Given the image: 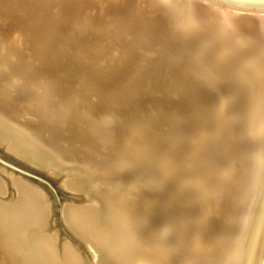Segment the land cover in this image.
I'll return each mask as SVG.
<instances>
[{
	"label": "rangeland",
	"instance_id": "obj_1",
	"mask_svg": "<svg viewBox=\"0 0 264 264\" xmlns=\"http://www.w3.org/2000/svg\"><path fill=\"white\" fill-rule=\"evenodd\" d=\"M16 1H18V2H16ZM64 1L63 0H47V1L46 0H13L12 2L21 3V4L27 2L26 3L27 6L25 5V7H27L26 12H27V10H28V13L30 12V10H31V12L33 11L32 14L29 13L30 15H33L32 16L33 18L30 17L29 15L26 16L25 12H23L22 14L25 13L23 18L25 17L24 19L26 20V22H28V21L30 22L31 20H29V19L31 18V19H33L32 22H34V23L31 22V25L34 24L35 28L41 27L40 29L39 28L34 29L35 30V33L33 32L34 37H36L35 34L36 33L38 34V32H41V30L43 32L46 31V33L44 35L47 36L46 38L48 41L45 40L46 38H44L43 32L38 34L39 36L37 34L36 35L38 38L42 37L44 39L35 38L36 42L34 41L35 47H40V50H41L40 52L43 51V57H44V54H46L48 52V50H49L48 53L51 54V55H49L48 53L46 54L48 58H52L54 56L56 57L59 55V54L54 55L56 52L57 53L58 52L61 53L62 51L64 52V49H66L68 47L69 51H67L68 53L66 52V54H69V52L71 51L70 54L71 55L73 54L74 57L70 56L68 58L63 59V55L59 56L61 58L58 59L59 61L56 60V64H57V65L55 64L56 68L60 69V67H61L62 72H64L66 75H69L70 78H73L72 80L74 81V83L72 82V84H75L76 87H80L78 84L80 82L79 80H81V81L85 80L84 78H86V79L88 78L89 80L87 79V81H89V83H92V84L96 83L97 84V86L95 88H93L96 92L94 95L95 99L97 101L101 102V104H99L100 106H98L95 109L97 111L87 110L85 108V106L75 107L76 109H74L72 111V114L75 117V121L77 120L76 121L77 124H79L80 126L85 125V126H88L89 128H91V131H92V134L94 137L93 140L96 142L97 147H95L94 151L92 149L91 150L89 149L88 151L85 152L87 145H86V141H84V139L83 140H82V138L63 139L62 133L67 128H64V126L62 127L61 126L62 124L58 125L57 123H53V120H51L49 117H44L43 112L41 110L32 109L30 104L35 103L34 102L35 98H34L33 94H31V93H33V91H31V90L29 91V89H27V88H25V90H23V91L22 90L17 91V90L12 89V86H10V85H13L19 79H17L16 76H14V75H12V76L7 75V72H5L6 74L3 73L0 76L1 77L0 81L1 80L3 81V82L1 81L2 83L0 82V89L1 88H3V89H9L10 88V91L12 92L10 97L13 95L12 97L14 98L13 100H15L16 109L12 108L9 111H8V109L7 110H5L3 108H0V109L4 113L9 112L8 114L10 116L8 114H7V116H9V118L11 119V121L13 123L17 124L18 126L20 125L19 128H21L26 134L30 132L29 135L27 134L30 137V139L35 137L34 138L35 141L32 139L35 143H37V144L40 143L41 144L40 146H43L44 149L46 148L47 151H49L52 155H54L59 160V163H57L59 166L52 163V166L46 165V167H41V166L35 164L34 162H32V160H30L29 158L21 157V155H18L17 153L12 151V149L9 148L10 139H7L3 142H0V184H2V186L5 185V187L3 186V188H1L0 204L5 207L7 212H9L14 208L13 205L16 202H18V200H19V198H18L19 193L18 192L19 191L17 190V187L14 185V182L18 183V182L22 181V183H25L26 185L29 184L31 186H34L39 191V193L42 195V197L44 198V200H43L44 203L47 201L45 203V205H46V207L48 205L47 210L49 212V214L47 215L48 221H46L47 219H45V221H46L45 224L46 223L48 224V226H46V228L44 229L45 231L43 230L45 233L42 231L40 226H35V229H37L40 233L45 234L47 237L49 235L51 236V234H54V237H55L54 240L56 241V242L54 241V243H56L58 248L60 247L62 249L65 245L67 246L69 244V246L74 248L80 254L82 259H84L86 262H90L91 260H93V255L91 253V250L88 249L85 242H83L82 239L80 237H78V234L74 230L76 228L73 227L74 228L73 229L69 225L70 223H67L65 221L64 212H65V209L68 207H71V208L76 207V208L86 209L88 204L94 203L96 205L99 204L102 208H99L100 206H98L96 208L99 210H102L105 213V211L103 210L102 203L99 200H98L99 202L97 201L98 203L95 202L96 199H94V198H98V197L100 199L106 198L105 200L107 201V203H109L110 201L113 200L112 202H110L111 204L109 203L111 208L114 206L112 208L113 209L112 212L114 214L116 212L119 213L118 215L115 214L116 215L115 219L118 218L119 221L125 220L124 222L126 223V229L130 227L129 228L130 231L134 228L133 229L134 231H131V233L134 232L133 234H135V235L131 234V236H130V238H133L134 242H135L134 236H136V234L138 233L137 236L135 237V239H137V241L139 240L141 245L138 244V246H137L138 249L136 250V246H134V245H136L139 242L133 243V246L135 248L133 250L137 251V253H135V251L132 250L136 259H134V258L130 259L131 261H128L129 263H126V261H125L124 262L125 264H138L139 262L142 263L143 261H144L143 263H147V264H175L176 261L178 260L176 258H181L182 256H186V255L191 256L192 252H193L192 256H195L194 252H196V251L198 252V254L196 252L195 258L197 257V255L198 256L202 255L204 252L205 255L206 254L208 255L206 257H205V255H202L206 258L205 261H207V262H205V263H207V264L208 263L209 264L217 263L220 259V258H218V252L220 250V245L222 243L225 244L227 239L233 234L232 231L234 229L235 219H234V217H231L232 218L231 219L229 217V214H227L228 210H229L228 207H230L227 202L232 201V199L229 200L228 197L233 193V191L231 190V193H229L230 189H228V191L224 190L225 192H223V194L221 193L222 196L219 195V197L222 201H220V202L216 201L217 204L216 203L211 204L212 202H210V201H213L215 197H218V195H214V197H212L213 200H210V201L208 200L210 203H208V202L206 203V201H204L201 197H200L201 198L200 199V198H198L199 196L197 197V195H195L193 188L190 187L189 185H187V182H185V180L183 178V172L182 171L177 172L178 171L177 168H179L180 166L190 167L192 165V167H191L192 170L190 172L193 173L192 175H194V177H195V176H198L201 172H204L205 170L207 172L209 170V168L211 166H213V164H215V166H216V163H218V161H219L217 158L221 159V157L223 156V155L221 156L222 153H219L220 152L219 150L222 149V147H223L221 145V142H223L224 139H227L226 133H221V131H219V130L221 128L223 129V127H224V130L227 127L232 129L233 124H235L237 121L240 124L242 122H244L241 125L244 127V129L241 128V126H240L239 129L237 130L238 133L236 132V135L237 136L240 135L241 139L240 138L237 139V136L234 133L232 135H229V136H231V138H229V136H228L229 140H231L234 136L236 137V140H231V142H229V140L227 141V142H229V146H230V144H232V146H230L231 147L230 149L228 148L230 150L229 152L226 150V154L224 156L229 155L230 153H232V151H233V153L236 152L238 150L237 145L239 147L241 145L242 146L241 148H244V145L246 143L244 144L243 143L244 140H242V139H244L246 134H248L250 132L248 122H249V120L250 121L255 120L257 118L258 112L256 110L254 113L251 112L252 111L251 104L249 103L247 106V104H246L247 102H245V100H244L245 95L243 94L241 86L239 87L238 85L233 83L231 77L233 75L236 76V74L237 75L244 74L243 63H244V58H245L246 54L244 55V53L240 52L239 47L241 48V45L243 43H244V45H245V43L247 46L249 45L248 47H253V45H254L253 42L254 43L256 42V40L253 38H255L256 35H258L257 32H255V31H257L255 23H254L255 26L254 25L252 26V30H251V26L250 27H244L243 26V28H244V30H243L242 26L240 27V25H243L242 24L243 22H241V21L242 20L245 21V20H252V19L256 20L257 19L258 23H260L262 20L260 18V16L262 17V14L264 15V12L263 11H255V10L248 11V10L234 8V7L232 8V7H230L224 3H218V2H215L212 0H197V1L196 0H192V1L188 0L187 3L185 2V4H183V1H186V0H179V3L180 2L182 3V4L180 3L181 4L180 7H179V3L178 4L176 3V2H178V0H176V2H174L173 0H170L169 1L170 5H168L169 4L168 2H166V1L162 2L161 0H132V1L121 0L122 2L120 0H111V1L110 0H107V1L106 0H100V1L92 0V2H91V0H80V1L79 0H70V1L66 0L65 2ZM108 1H110V2H108ZM125 1H126V3H125ZM127 1H129L131 5L133 4L132 5L133 7ZM133 1H135V2H133ZM172 1L175 4L171 3ZM116 2H118V3H116ZM191 2H192V4H191ZM1 4H3V2ZM29 4H31L32 6L28 7ZM45 4L46 5L50 4V5L49 6L47 5V7H46ZM112 4H114L115 6L113 5L114 6L113 7ZM118 4H120V6ZM122 4H123V6H122ZM124 4H127V5L125 6ZM128 4L130 6H128ZM187 4H189L190 6L189 5L187 6ZM43 5H44V7H46V8H42V10H44V11H42L40 8L41 6L43 7ZM117 5H118V7H117ZM37 6L38 7L40 6V7L38 8ZM107 6H109V7L107 8ZM170 6H171V9H170ZM80 7H82V8H80ZM111 7L115 8L116 11L120 10V12H122V10L125 9L123 12L128 11V14H130V13L131 14L126 15V13L124 14L122 12L124 14L123 15L122 13H119V12L116 13V11H114L115 9H113ZM120 7H121V9H122V7H124V8L121 10ZM126 7H127V9H126ZM129 7H130V9H129ZM188 7L192 9L191 12L188 11V10H190V9H188ZM214 7H216V8H214ZM29 8H32V9H29ZM172 8H174V9H172ZM220 8L222 10H220ZM34 9H36V10H34ZM37 9L38 10L40 9V11L37 12ZM224 9H225V11H223ZM47 10H48L50 15L48 14ZM129 10H130V13H129ZM175 10L176 11L178 10V11L175 12ZM226 10L228 12V17H227V14H225V13H227ZM229 10L232 14L229 12ZM23 11H25V9ZM179 11L181 14L179 13ZM218 11H220V13L221 12L224 13L225 16H224L223 20L225 19V21L228 23L226 26H227V28L230 27V30L226 28L224 21H223V23H224L223 27H225L227 30L222 29L223 27L220 28V26H222V23L220 21L222 20L221 18L223 16V14L218 13ZM81 12H83V13L81 14ZM84 12H86V13L84 14ZM189 12H190V16L188 15ZM234 12H236V13H234ZM33 13L35 14V16ZM38 13L40 14V17H41V18L39 17L40 19L38 18V16H39ZM51 13H53V14H51ZM60 13H61V16H60ZM77 13H79V14H77ZM142 13H143V15H142ZM175 13L176 14L179 13L180 15L178 16V14L176 15ZM229 13H230V15H229ZM41 14H43V16L45 18L43 16H41ZM98 14L100 15V17ZM113 14H114V17L116 18V19H114L115 23L119 24V25L116 24L118 26V28H117L118 30L115 29V32L119 33V35L122 36V37L119 36L118 39H120L119 41L122 42L123 44H119V45L116 44L114 39H113V42H115L116 46H119V51H121L122 55H124L123 52L126 53V51L129 52L130 55H129V53H128V55L126 53V55H124L125 57L122 56V59H120L121 61H119L117 63H116V61H114L116 59L111 58L110 59L111 61H107V59H106V61H104V63L102 62L101 64L97 65V63L95 64V62H96L95 59H93L94 55L91 52V48H89V44L91 43L90 41L93 40V36L96 38H97V36H100V37L102 36L103 38H104L103 35L106 36V32L101 31V30H100L101 32L98 31L99 29H101V26H99L98 24H100V22H101V23L107 25L105 18L107 16L111 17ZM82 15L83 16L86 15L87 17L83 18ZM93 15H95V16H93ZM256 15H258L259 17ZM92 16H93V19H92ZM188 16H189V19H191V21L192 20L194 21L197 19L196 22L194 21L195 25L197 24V26H195L193 22H191L187 19ZM193 16H195V17H193ZM229 16H231V17H229ZM35 17H37V18H35ZM127 17H128V19H127ZM140 17H141V19H140ZM145 17H146V20L144 19ZM147 17H149L150 19ZM216 17H218V18H216ZM244 17H246V18H244ZM42 18H43V22L41 21ZM80 18L81 19L83 18L82 19L83 22H80ZM182 18L184 19V21L187 20L185 22V24L183 23L184 21ZM226 18L227 19L229 18L231 21L227 20ZM37 19H38V21L36 22ZM64 19L66 22L68 21V19H69V21L66 23L64 21ZM148 19L150 21L147 22ZM152 19H154V20H152ZM198 19H199V21H198ZM60 20H61V22H60ZM75 20L76 21L78 20V21L75 23L74 22ZM84 20H86V22ZM88 20H89V22L91 20V24L92 23L94 24L92 26H95L97 24L96 27H93V29H97V30L91 29L89 31V33L85 32V31H88L90 29L89 28L88 30L84 31L85 33L82 34L83 37H81L80 36L81 34H79L78 33L79 31H77V30H78V28H81V26L91 25L87 22ZM100 20H102V21H100ZM126 20H128V21H126ZM46 21H48V22H46ZM124 21L127 22L128 24L125 23ZM232 21H233V23H232ZM123 22L125 23V25ZM169 22H171V23L169 24ZM198 22H200V23H198ZM211 22H212V24H210ZM11 23H15V22L11 21ZM35 23L37 24V26ZM50 23H53L54 26L57 24L56 26L58 28L56 26L54 27L53 24H50ZM126 24H127V26H126ZM144 24H147V26ZM159 24H161V25H159ZM162 24H164V25H162ZM182 24H184V25H182ZM58 25H60V27H61V25H63V27H61V29H59L60 27ZM100 25H102V24H100ZM128 25H130V26H128ZM139 25H140V28L142 26L141 29L139 28ZM49 26H51V27L53 26L52 29ZM97 26L100 28H98ZM188 26H190V27L193 26L195 28L193 29V27H192L191 31H190V29H189L190 27H188ZM137 27L139 29H137ZM183 27H185V28L188 27V28H186V30H183V29H185ZM216 27L220 28V29H217ZM134 28H135V30H134ZM175 28H177V29H175ZM240 28H241V30H240ZM253 28H254V30H253ZM144 29H145V31H144ZM221 29L224 31L226 30V32L230 31V33L233 30V32L231 34H229V33L227 34V33H224V31L222 32ZM235 29H237L236 30L237 32L235 31L236 34L234 33ZM37 30H39V31H37ZM52 30H55L54 34H52L53 33ZM72 30H74V31H72ZM129 30H134V31H130L132 33H129ZM138 30H139L140 34L142 32L143 33L145 32L144 34L145 35L147 34L150 37L145 36L143 33L141 35L142 37H138V35H139V33H137ZM156 30L157 31L159 30V32H157ZM219 30H221L220 32H222V34L219 33ZM57 31L58 32L61 31V32L58 33ZM75 31H77V32L72 34ZM183 31H185V32L183 33ZM187 31H188V33H187ZM126 32L128 34H130V35L132 34V35L131 36L127 35ZM133 32L134 33L136 32V33L134 34ZM248 32H249V34H248ZM241 33H242V35H241ZM46 34H50V35H46ZM179 34H181V35H179ZM193 34H194V36H192ZM225 34H227V35H225ZM233 34H235V35L238 34L239 36H243L244 40L241 38L239 39L240 41L243 40L242 43L237 42L241 45L235 43V45L236 46L238 45L239 47H236L233 44L234 48H232L233 45L231 43H232L233 39L235 37H239L238 35L234 36ZM51 35L54 36V39H53V36H51ZM57 35L58 36L60 35V36L58 37ZM72 35L74 37L80 36L79 37L80 39L76 38L77 40L79 39V41L76 42V45H77V43L80 42L79 46L80 47L84 46L83 48L81 47L82 50H84V53H85V51H86V53L88 52V55L86 53H85V55L82 53L83 55H81V56H83L84 58L81 56H79V58H78L75 54L76 50L79 46L75 47L76 46L75 45L74 47L76 48V50L73 51L74 48L72 49L71 44L68 43L69 38H74ZM152 35H154V36H152ZM183 35L187 36L188 38L183 37ZM200 35H203V37ZM232 35L234 36V38ZM248 35H249V37H248ZM68 36H71V37H68ZM144 36H145V38H143ZM217 36H219V37H217ZM224 36H225V38H224ZM231 36H232V39L230 40ZM49 37H51V39H48ZM57 37H58L59 41L57 40ZM171 37H173V38H171ZM201 37H202V39H201ZM210 37H211V39H210ZM226 37H228V38H226ZM245 37L247 38L248 41H246ZM180 38H182V39H180ZM197 38H199V39L197 40ZM220 38L223 39L222 42H221ZM41 39H42V41H41ZM55 39L57 41H55ZM81 39H86V40L88 39L86 42L88 43V41H89L90 43H88L87 45H86V43H84L86 45L85 46L83 43H81V42H84V41H80ZM157 39H159V41ZM37 40L41 41V42H39L40 46H37L38 45ZM50 40L53 42L55 41L57 43V45L54 43L56 46H52L54 44H51L53 42H51ZM43 41H44V43H43ZM201 41H202V43H201ZM227 41H228V43H227ZM46 42H49V44H51L50 47H53V48L46 49L47 44H48ZM203 42H204V44H203ZM95 43L98 45L97 42H95ZM58 44H61V45H58ZM96 44L91 43V45H96ZM173 44H175V45H173ZM187 44L189 45V47ZM41 45L45 46V47H41ZM66 45H67V47H66ZM123 45H124V49H122ZM57 46H61V49H59L60 47H57ZM98 46L100 47V43ZM178 46H180V47H178ZM227 46H228L229 51L227 49ZM62 47H63V49H62ZM80 47L78 48L79 52L82 51L80 49ZM85 47H88V48L85 49ZM185 47H186V49H184ZM57 49H58V51H57ZM87 49H89L90 52L87 51ZM122 50H124V51L122 52ZM45 51H47V52L44 53ZM52 51L54 54L52 53ZM199 51H200V53H199ZM237 51L239 53H237ZM149 52L151 55L149 54ZM241 53L243 54L244 57H242ZM86 55H87V57L85 58ZM231 55H233V56H231ZM64 56H66V55H64ZM90 56L92 57L93 60L91 59ZM238 56H239V58H238ZM43 57H42V59H43ZM178 57L181 61L178 59ZM197 57H199V58H197ZM87 58H89V59H87ZM182 59H184V60H182ZM183 61H184V63H183ZM179 62H182L180 64V66H179ZM93 63L96 66L92 65ZM109 63H111V64H109ZM235 63L238 64L237 67L235 66L236 65ZM18 66L21 68V70L23 72L25 70L26 79H30L32 81L34 80V82L38 81V82H42V83H44L45 81L48 82L50 79V78L43 79L42 75H45V77L46 76H48V77L52 76L53 71L56 69L53 66L52 67L55 69H52V68H50L51 67L50 66V67H44L45 68V69L43 68L44 71H42V69H41V71L40 70H31L30 71V69H28V68L26 69L25 66L23 67V65H21V64H19ZM228 67H229L230 72L228 71ZM175 68H177V69L175 70ZM48 69H50V70H48ZM233 69H234V71H233ZM28 71H30V72H28ZM55 71H58V70L56 69ZM89 71L90 72L93 71V72L90 73ZM44 72H46V74H44ZM49 72L51 73V75ZM230 73H231V75H230ZM82 74H83V76H82ZM95 74H96L97 79L94 78ZM97 74H98V77H97ZM36 75H37V77H36ZM93 75H94V77L92 78ZM180 76H182V77H180ZM62 77L64 78V76H62ZM62 77L58 76L60 82L57 81V83H60V85L65 84V83H62V81H63ZM78 77H81V79H79ZM37 78H38V80H37ZM90 80H92V82H90ZM180 81H181V83H180ZM184 85H185V87H184ZM120 88L123 90H121ZM69 89H70V86L67 83L64 90L66 92H68ZM182 90H184V92H182ZM114 92H115V94H114ZM86 93H87L86 91H85V93L80 92L79 97H82V95L85 96ZM29 94H30V96H29ZM103 95L105 97H103ZM106 96H108V99ZM17 97H19V98H17ZM24 97H25V99H24ZM101 97H103V98H101ZM110 97H112L113 99H111ZM21 98H22V100H21ZM115 98H117V99H115ZM103 99H105L106 101ZM126 99H128L129 106H127V101H125ZM0 100L2 101L1 96H0ZM1 101H0V103H2ZM112 104H113V107L111 106ZM130 104H132L134 106L133 107L134 109L132 108V105L130 106ZM118 105H119V107L116 109V106H118ZM123 105H125V106H123ZM106 107H107V109H106ZM120 107H121V109H120ZM124 107H125V109H123ZM219 107H220V110H219ZM26 108H27V110H26ZM112 108H113L114 112H113V110H110V111L108 110V109H112ZM98 109L100 112L98 111ZM101 109H103V110H101ZM125 110L127 113L125 112ZM215 110L216 111L218 110L217 111L218 113L215 112ZM29 111H31V112L33 111L32 115H31V112H29ZM77 111H78V113H77ZM236 111H237V113H236ZM18 112L23 113V114L25 112L26 113L23 116L22 114H19ZM106 112H107V114H106ZM115 112H117V114ZM214 112L217 116L214 115ZM94 113H97V115ZM38 114L40 116H38ZM229 114H230V116H229ZM234 114L237 115L236 116L237 118L235 117ZM122 115H123V118H122ZM255 115H256V117H255ZM47 120H49V122H47ZM202 121H204L206 123H204ZM102 122H105V123H107V125H109L108 126L109 130L112 133L111 139H107V138L102 139L100 137L101 135L97 131L96 126H97V124L99 125ZM39 123H42V126ZM210 123L212 126L210 125ZM230 123L231 124L233 123V124L231 125ZM43 124H46L48 126L45 127V125H44V127H43ZM53 125L54 126L56 125L55 128ZM213 125H214V127H213ZM42 127H43V129H42ZM95 127H96V129H95ZM212 127H213V129H212ZM148 128H150V129H148ZM24 129H26V130H24ZM167 129H168V131H167ZM194 129L195 130L197 129L196 130L197 132ZM242 129L245 131L244 133H243ZM246 129H248V131H246ZM47 130L50 133H48ZM212 131L214 132V134H212L213 133ZM218 131H219V133H218ZM52 132H54V133H52ZM178 132H179V134H178ZM184 132H187V133H184ZM188 132H190V133H188ZM215 133H217V135H215ZM220 133L222 134L223 140L219 139V137H221V136H219ZM242 133L245 136H243ZM53 134H55V135H53ZM201 134L203 136H201ZM205 134H206V136H205ZM223 134L226 135V137ZM183 135H185V136H183ZM204 136H205V139L202 140L203 139L202 137H204ZM210 136H212L211 140L214 142V144L212 141H210V138H209ZM38 137H39V139H37ZM167 137H169V138H167ZM173 137L176 140L177 139L178 140L177 141L174 140ZM179 137H181V138H179ZM198 137H199V139H198ZM215 137H216V141L213 140V138L215 139ZM217 138L219 140H221V142ZM163 139H164V141H163ZM67 140H69V141H67ZM106 140H108V141H106ZM171 140H172V142H171ZM198 140H202V142L200 143V141H198ZM237 140H238V142L241 143L240 145L237 142ZM38 141H41V142H38ZM94 141H92V142H94ZM169 141H170V143H169ZM232 141L233 142L236 141L237 143L236 142L233 143ZM165 142H167V144ZM235 143L237 144L236 146H235ZM242 143L244 145H242ZM174 144H175V146H173ZM203 144H207V145H203ZM199 145L202 146L201 150L203 148H204V150H202V151L199 150V152H197V154H196L194 151L198 150ZM217 145H221V146H217ZM92 147H94V146H92ZM188 147H189V149H188ZM232 147H234V149L236 151ZM106 148H107V150H106ZM217 148H220V149H217ZM199 149H200V147H199ZM108 150L110 151V153L108 152ZM180 150L185 151V153H183L181 151L183 153V155L180 154L179 153ZM213 150L214 151L218 150V153L217 152L214 153ZM53 151L55 152V154L53 153ZM90 151H93L94 154ZM153 151H155L156 154ZM160 151H161V153H160ZM188 151H189V153H188ZM203 151H205V152H203ZM206 151H207V153H206ZM211 151H212V153H211ZM239 151H240L239 152V154H240L242 151L241 150H239ZM89 152L92 154L88 155ZM117 152H119V153H117ZM170 152L172 155L170 154ZM190 152H192L193 155ZM150 153H152V155ZM173 153H174V155H173ZM175 153H177V154H175ZM187 153L189 154V156ZM213 153H214V155H213ZM227 153H229V154H227ZM233 153L230 154V157L234 156L233 158H231V162L234 161V159L236 160V158H238L237 159L238 162L234 161L236 164L239 163L240 160H244L241 157L243 155L244 151L241 153L242 155H239L237 153H236L237 155H233ZM158 154L159 155L161 154V158H164L162 160V163L159 161L157 162L154 159V156H156ZM166 154H169V155L165 156ZM185 154H187V155L184 156ZM195 154L196 155L201 154V156L200 155L196 156ZM219 154L221 157L219 156ZM163 155L165 157H162ZM170 155H171V157H169ZM190 155L193 156L194 159H192ZM204 155H206V157H204ZM209 155H210V157H209ZM97 156L99 157V159L95 158ZM212 156L213 157L215 156L214 157V158H216L215 161H214V158H212ZM224 156L222 158H224ZM235 156H236V158H235ZM239 156L241 159L239 158ZM244 156L245 155H243V158H244ZM187 157H189V159ZM197 157L202 158V159L200 160ZM178 158H180V159H178ZM185 158H187V159H185ZM210 158H212V159H210ZM227 158H229V156ZM150 159H151V161H150ZM195 159H197L198 162L197 161L193 162ZM168 160H170V161H168ZM184 160H186L185 161L186 163H184ZM191 160H193V161L191 162ZM210 160H211V162H209ZM212 160L214 162H212ZM226 160H228V159H226ZM187 161H189L190 164H187L188 163ZM195 163H196V165H195ZM126 164H127V166H126ZM132 164H133V167H131ZM135 164H136L137 168L134 167ZM174 164H175V166H174L175 170L172 169V166ZM201 164H202V167H203V165L205 166V169L201 168L202 171L199 169ZM140 165H142V168ZM193 168L195 169V171ZM81 170L83 171V174H82ZM183 171H184V169H183ZM89 172H91V173H89ZM84 173L85 174L87 173L86 175L91 174L92 178H91L90 182L92 185H90V183H89V184H86L88 186L81 187V188L80 187H74L73 185H71L72 180L73 181H75V180L79 181V180H82L85 177H87L86 175H84ZM112 173L118 174V175L114 176ZM119 173H121L120 176H119ZM94 174H96V175L94 176ZM102 174L103 175L105 174L106 175L105 177H107L108 175L109 176L112 175V176L110 178L107 177L109 180L106 179L107 180L106 181L105 179L102 180V178L104 177V176H102ZM98 175H100L102 177V178L99 177V180L101 182L99 184H98L99 180L97 181L98 177H96ZM69 176L70 177L75 176V177L72 179V177L69 178ZM77 177H79L80 179L79 178L77 179ZM94 177L96 178L95 180L93 179ZM150 177H153V178L151 179ZM118 178H119V180H118ZM66 179H67V181H66ZM69 180H71V181L69 182ZM94 181L95 182L97 181L96 183L98 185H100L101 187H99L97 184H95ZM111 182H113V183H111ZM132 182L134 184H135V182L136 183L138 182L140 184L137 183V185L135 184L136 185L135 186ZM93 185H95L96 188H95V186L92 187ZM109 185H110V187H109ZM113 185L115 186V188ZM106 186L108 188H106ZM179 186H180V188H179ZM103 187H104V189H103ZM183 188H184V191H183ZM3 189H4V191H3ZM106 190H107V192H105ZM187 190L189 191V193H186ZM110 191H113V192H110ZM226 191H227V193H226ZM111 193H112V195L114 193H116V194H114L115 196L114 195L111 196ZM120 193L123 194L124 196L120 195ZM225 193L228 197L225 195ZM223 195L226 196L227 198H224ZM88 196H90L89 199H88ZM121 196L123 197V198H121V200L122 199L124 200V198H125V201L122 200L123 202H121V200H119V198ZM107 198H112V199H110V201H109V199L107 200ZM114 198H117V203H121V204L117 205V203H114V201H116V199L114 200ZM227 199H228V201H227ZM12 200H14V201H12ZM171 200H172V202H171ZM225 201H227V202H225ZM128 203H130L131 205ZM226 203H227V205H225ZM69 204H71V205H69ZM214 204L217 206L219 205L218 206L219 208L217 206H215ZM116 205H117L118 211L115 210ZM89 206L90 205H88V207ZM222 207H227L225 209L226 210L228 209V210L225 211L224 208H222ZM120 210H123L125 212H121ZM122 213H123V215H122ZM125 214L127 217L124 216ZM224 214H226L228 216L225 215V217H223ZM118 216L121 217V219ZM220 217H221V219H219ZM228 217L231 220L227 219ZM222 218H223V221H222ZM198 221H200V222H198ZM229 223H230V225H229ZM127 224L129 225V227ZM173 225H174V228H173ZM226 225L227 226L229 225L228 228ZM164 227H166V229L167 228L168 229L166 230V229H164ZM123 228H124L123 231L125 232L126 231L125 227H123ZM142 228L145 230H142ZM40 229H41V231H40ZM149 229H150V231H149ZM146 230H148V231H146ZM153 230H155V231L153 232ZM145 231H146L147 235H146ZM159 231H161V232H159ZM156 232H157V234H156ZM152 233H155L156 236H155V234H152ZM132 235H133V237H132ZM138 237H140V238L138 239ZM199 239H201V240L204 239V241L203 240L202 241L205 245L202 242H200L201 240H199ZM209 239H211L210 240L211 242H209ZM216 240H217V242H216ZM159 242L160 243L162 242L165 244V245H163V248H159L157 246L159 244ZM199 242L201 243V245L199 244ZM142 243H144V244H142ZM192 243L193 244L196 243V244L194 246H192L193 245ZM206 243L207 244L210 243L209 244L210 246L209 245L206 246ZM181 244H182V246H180ZM211 244H213V248L216 246L214 248L215 249L214 251L211 247L212 246ZM139 245H140V248H139ZM142 245L144 247H141ZM208 246L210 247V251L208 250L209 249ZM207 247H208V249H207ZM193 248H195V249L193 250ZM196 248L199 250H196ZM216 248H217V250H216ZM150 249H151V251H150ZM138 250H139V252H141L140 254H139ZM199 251H200V254H199ZM206 251L207 252L209 251V253H205ZM212 252H213L214 256H213ZM144 253H146L145 256H147V254L149 256V253H150V256L152 255V258L150 256H149L150 258L148 256L147 257L144 256V258H145L144 259L143 258ZM97 256H96V262L94 264H98L97 261H100L99 260L100 256L98 259H97ZM166 256H167V258H166ZM202 256L197 257V259L204 258ZM173 257L176 259V260L174 259L175 261L173 260ZM0 258L4 262L2 264H25V263L30 264V262H27V261L24 262V259H22L21 256L11 246H8V244L4 242L3 232L1 229H0ZM139 258L140 259L142 258V259L140 260ZM157 258L160 260H157ZM168 258H170V260ZM214 261H215V263H214Z\"/></svg>",
	"mask_w": 264,
	"mask_h": 264
},
{
	"label": "bare ground",
	"instance_id": "obj_2",
	"mask_svg": "<svg viewBox=\"0 0 264 264\" xmlns=\"http://www.w3.org/2000/svg\"><path fill=\"white\" fill-rule=\"evenodd\" d=\"M13 0H0V76L3 74V73H5V72H7V75H10V76H12V75H14V76H16V78L17 79H19V80H17L13 85H10V86H12V89H14V90H17V91H19V90H25V88H27V89H29V91L31 90V91H33V93H31V94H33V96H34V98H35V103H31L30 105H31V108L32 109H35V110H41L42 112H43V115H44V117H49L51 120H53V123H57L58 125H60V124H62L61 126L63 127L64 126V128H67V129H65L64 130V132L62 133V137H63V139H68V138H71V139H77V138H82V140L84 139V141H86V145H87V147H86V150H85V152L86 151H88L89 149L91 150H93L94 151V149H95V147H97L96 145V142L93 140V134H92V131H91V128H89L88 126H85V125H83V126H80L79 124H77L76 123V121H75V117L73 116V114H72V111L74 110V109H76L75 107H80V106H85V108L87 109V110H95L98 106H100L99 104H101V102L100 101H97L96 99H95V97H94V95H95V90L93 89V88H95L96 86H97V84L95 83V84H92V83H89V81H87V79L86 78H84L85 80H79V79H81V77L83 76V74H82V76L81 77H78L79 79V86L80 87H76V85L75 84H72V82L74 83V81L72 80L73 78H70V76L69 75H66L64 72H62L61 71V67H60V69H58V68H56V60H58V59H60L61 57H59V56H61V55H63V59L64 58H68V57H70V56H73V54L71 55L70 54V52H69V54H66V52L67 51H69V49H68V47H67V45H66V49H64V52L62 51L61 53H57L55 50V54L53 53V51H52V53L54 54V55H56V54H59L58 56H54V57H52V58H48L47 57V53L49 52V50H48V52L47 51H45L44 53H46V54H44V57H43V51L42 52H40L41 50H40V47H35V45H34V41H35V38H37V39H40V38H42V37H40V38H38L37 37V35L38 34H40L41 32H43L42 30H41V32H38V34L36 35L35 34V36L36 37H34V33H35V30L34 29H37V28H39V27H37V28H35V26H34V24H32L31 25V22L33 21V19H31L30 17H32L33 15H30L29 13H31L32 14V12H31V10H30V12L28 13V10H27V12H26V8L27 7H25V5H26V3H23V4H21V3H16V2H18V1H16V2H12ZM47 1V0H46ZM64 1V0H63ZM66 1V0H65ZM64 1V2H65ZM68 1H70V0H68ZM80 1V0H79ZM97 1V0H96ZM95 1V2H96ZM98 1H100V0H98ZM107 1V0H106ZM111 1V0H110ZM110 1H108V2H110ZM121 1V0H120ZM130 1H132V0H130ZM162 2L163 1H166V2H168L169 3V1L170 0H161ZM174 2H176V0H173ZM173 1L171 2V3H173ZM187 1L188 0H186V1H183V4H185V2L187 3ZM192 1V0H191ZM197 1V0H196ZM3 2V4H1ZM33 2V1H32ZM52 2V1H51ZM59 2V1H58ZM91 2H92V0H91ZM115 2V1H114ZM122 2V1H121ZM124 2V1H123ZM129 4H130V2L129 1H127ZM133 2H135V1H133ZM138 2V1H137ZM165 2V3H166ZM43 3V2H42ZM46 3V2H45ZM99 3V2H98ZM104 3V2H103ZM116 3H118V2H116ZM120 3V2H119ZM125 3H126V1H125ZM132 3V2H131ZM144 3V2H143ZM177 4L179 3V0H178V2H176ZM181 3V2H180ZM179 3V7H180V5L182 4H180ZM55 4V3H54ZM63 4V3H62ZM101 4V3H100ZM108 4V3H107ZM115 4V3H114ZM114 4H112V6L114 5ZM121 4V3H120ZM120 4H118L119 6H120ZM128 4V6H130ZM135 4V3H134ZM138 4V3H137ZM136 4V5H137ZM173 4H175V3H173ZM172 4V5H173ZM176 4V5H177ZM191 4H192V2H191ZM46 5V4H45ZM48 5V4H47ZM47 5H46V7H47ZM50 5V4H49ZM48 5V6H49ZM98 5V4H97ZM106 5V4H105ZM110 5V4H109ZM118 5H117V7H118ZM125 6L127 5V4H124ZM133 5V4H132ZM131 5V6H132ZM168 5H170V3L168 4ZM189 4H187V6H188ZM27 6V5H26ZM30 6H32L31 4H29V6L28 7H30ZM61 6V5H60ZM111 6V5H110ZM115 6V5H114ZM113 6V7H114ZM122 6H123V4H122ZM175 6V5H174ZM178 6V5H177ZM176 6V7H177ZM190 6V5H189ZM38 7V6H37ZM40 7V6H39ZM38 7V8H39ZM46 7H44V5H43V7L41 6L40 8H41V10H42V8H46ZM106 7V6H105ZM109 6H107V8H108ZM113 7H111V8H113ZM116 7V8H117ZM133 7V6H132ZM135 7V6H134ZM192 7V6H191ZM25 9V11H23L24 9ZM50 8V7H49ZM48 8V9H49ZM60 8V7H59ZM80 8H82V7H80ZM89 8V7H88ZM124 7H122V9H123ZM146 8V7H145ZM175 8V7H174ZM174 8H172V9H174ZM214 8H216V7H214ZM223 8V7H222ZM29 9H32V8H29ZM79 9V8H78ZM87 9V8H86ZM85 9V10H86ZM113 9H115V8H113ZM112 9V10H113ZM120 9H121V7H120ZM121 9V10H122ZM126 9H127V7H126ZM129 9H130V7H129ZM132 9V8H131ZM169 9V8H168ZM170 9H171V6H170ZM176 9V8H175ZM188 9H190V10H188V11H190L191 12V8H189L188 7ZM194 9V8H193ZM34 10H36V9H34ZM63 10V9H62ZM125 10V9H124ZM124 10H122V12L124 11ZM142 10V9H141ZM144 10V9H143ZM146 10V9H145ZM179 10V9H178ZM177 10V11H178ZM217 10V9H216ZM219 10V9H218ZM220 10H222L221 8H220ZM38 11H40V9L38 10L37 9V12ZM42 11H44V10H42ZM51 11V10H50ZM83 11V10H82ZM98 11V10H97ZM107 11V10H106ZM114 11H116V9L114 10ZM176 10H175V12H177ZM223 11H225V9L223 10ZM23 12H25L26 13V16H30L29 18V20H31L30 22L28 21V22H26V20L23 18V16L25 15V13L24 14H22ZM35 12V11H34ZM46 12V11H45ZM47 12H48V10H47ZM46 12V13H47ZM78 12V11H77ZM113 12V11H112ZM117 12H119V13H122V12H120V10L119 11H116V13ZM144 12V11H143ZM149 12V11H148ZM151 12V11H150ZM174 12V11H173ZM190 12H189V16H190ZM226 12H227V10H226ZM229 12H230V10H229ZM28 13V14H27ZM40 13V12H39ZM38 13V18L40 17V14ZM56 13V12H55ZM83 12H81V14H82ZM86 12H84V14H85ZM95 13V12H94ZM114 13V12H113ZM124 14L126 13V15L128 14V11L127 12H123ZM122 13V14H123ZM129 13H130V10H129ZM179 13H180V11H179ZM179 13H177L178 14V16L181 14H179ZM193 13V12H192ZM191 13V14H192ZM218 13H220V11H218ZM231 13V12H230ZM230 13H229V15H230ZM234 13H236V12H234ZM34 14V13H33ZM48 14H49V12H48ZM51 14H53V13H51ZM77 14H79V13H77ZM102 14V13H101ZM107 14V13H106ZM112 14V13H111ZM115 14V13H114ZM114 14L111 16V17H109V16H107L105 19V21H106V23H107V25L106 24H103V23H101L100 22V24H102V25H100V24H98L99 26H101V29H99L98 31H104V32H106V36L105 35H103L104 36V38L101 36H97V38L96 37H94L93 35V40H91L90 42L92 43V44H96L95 42H97L98 43V45H99V43H100V47L96 44V45H91V43L88 41V43H90L89 44V48H91V52L93 53V59H95V64L97 63V65L98 64H101L102 62L104 63V61H106V59H107V61H111L110 59L111 58H114V59H116V60H114V61H116V63L117 62H119V61H121L120 59H122V56H124V55H126V53H127V55H128V53L129 52H127L126 51V53H124L123 51L124 50H122V52H123V54L124 55H122V53H121V51H119V46H116V44H123L122 42H120L119 40L120 39H118V37L120 36L119 35V33H116L115 32V29L116 30H118L117 28H118V26L117 25H119L118 23H115V21H114V19H116L115 17H114ZM123 14V15H124ZM131 14V13H130ZM130 14H128V15H130ZM133 14V13H132ZM138 14V13H137ZM176 14V13H175ZM176 14V15H177ZM220 14H223V16H222V20L220 21L221 23H222V26H220V28H222L223 26H224V23H225V26L228 24L226 21H225V19L223 20V18H224V13L223 12H221ZM225 14H227V17H228V12L227 13H225ZM232 14V13H231ZM50 15V14H49ZM99 15V14H98ZM121 15V14H120ZM142 15H143V13H142ZM194 15V14H193ZM197 15V14H196ZM34 16H35V14H34ZM41 16H43V14H41ZM57 16V15H56ZM60 16H61V13H60ZM76 16V15H75ZM83 16V15H82ZM89 16V15H88ZM93 16H95V15H93ZM93 16H92V19H93ZM116 16V15H115ZM122 16V15H121ZM149 16V15H148ZM189 16H188V20L189 21H191V19H189ZM217 16V15H216ZM242 16V15H241ZM256 16H258V15H256ZM44 17V16H43ZM79 17V16H78ZM84 17H87L86 15L85 16H83V18ZM98 17V16H97ZM99 17H100V15H99ZM123 17V16H122ZM137 17V16H136ZM139 17V16H138ZM193 17H195V16H193ZM229 17H231V16H229ZM240 17V16H239ZM253 17V16H252ZM259 17V16H258ZM28 18V17H27ZM33 18V17H32ZM35 18H37V17H35ZM34 18V19H35ZM41 18V17H40ZM39 18V19H40ZM45 18V17H44ZM60 18V17H59ZM67 18V17H66ZM82 18V19H83ZM90 18V17H89ZM103 18V17H102ZM125 18V17H124ZM123 18V19H124ZM147 18H149V17H147ZM191 18V17H190ZM216 18H218V17H216ZM244 18H246V17H244ZM260 18L262 19L261 20V22L260 23H258V21H257V19L255 20V19H252V20H245V21H241V22H243L242 24L243 25H240V27L242 26V29L244 30V28H243V26L244 27H250L251 26V30H252V26L254 25V23H255V25H256V30L257 31H255V32H257V34L258 35H256V37L255 38H253V39H255L256 40V42L254 43L253 42V47H248L247 45H246V43H245V45H244V43L241 45V44H239V43H237V42H241L242 43V41L244 40L243 39V36H239L238 34V36L239 37H235L234 38V36H237V35H235L236 33H235V31L237 30V29H235L234 30V33L235 34H233L232 36H233V41H232V45L234 44L235 45V43L236 44H239V45H241V48L237 45H235L236 47H239V51L240 52H242V53H244V55L246 54V56H245V58H244V63H243V66H244V74H240V75H237L236 74V76L235 75H233L232 77H231V79H232V81H233V83H235L236 85H238L239 87L241 86V88H242V91H243V94L245 95V98H244V100H245V102H247L246 104H247V106H248V104L250 103L251 104V107H252V113H254L255 112V110L258 112V115H257V118L255 119V120H249V129H250V132L248 133V134H246V136L243 134L245 131L243 130L244 129V127L243 126H241L242 125V123H244V122H242L241 124L240 123H238V121L235 123V124H233V127H232V129L231 128H228L227 126V128H225V130H224V127H223V129L221 128L219 131H221V133H226V135H227V139H224V141L223 142H221V140H223V138H222V134L220 133V135L219 136H221V137H219V139H221V140H219L218 138V140L221 142V145L223 146L222 147V149H220V148H217V149H220L219 151V153H222L221 154V156L223 155H225L226 154V150L229 152L230 150V146H232V144H230V146H229V142H231V140H236V137L234 136L231 140H229L228 139V136L229 135H232L233 133L236 135V132H237V130L239 129V127L241 126V128H243L242 130H243V136H245V138L244 139H242V140H244V144L242 143V145H244V148H241L242 146L240 145L241 143L240 142H238V140H237V142L239 143V145H240V147L236 144L237 142L236 141H234V142H236L235 143V146L237 145V147H238V152L234 149V147H232L236 152H234L233 153V151H232V153H233V155H237V154H239V150H241L242 152L244 151V153H243V155H245L244 156V158H243V155L240 153L239 155H242L241 157H242V159H244V160H240L241 158H240V156H239V160H240V162L239 163H235L234 161H237V159L238 158H236V156H235V158H236V160L234 159V161H232L231 162V158H233L232 156L230 157V154H232V153H227V154H229V155H227V156H224V158H222L221 156H220V154H219V156L221 157V159H219V158H217L218 160V163H216V166H215V164H213V166H211L210 168H209V170L206 172V170L204 171V172H201L198 176H195L194 177V175H192L193 173H191L190 171L192 170V165L190 166V167H183V166H180L179 168H177V172H180V171H182L183 172V178H184V180H185V182H187V185H189L190 187H192L193 188V191L195 192V195H197V197L198 198H202L204 201H206V203L208 202V203H210V202H212L211 204H213V203H216L217 204V202L216 201H222L221 199H220V197H219V195H221L222 196V194H223V192H225L224 190H227L228 191V189H230L229 191V193H231V190L233 191V193L228 197L227 195H226V193H227V191H226V193H225V195L228 197V199L229 200H231L232 199V201H229V202H227L228 201V199H227V201H225V202H227L228 204H229V206L230 207H228L229 208V210H228V213L227 214H229V217L231 218V217H234V219H235V223H234V229H233V234L227 239V241H226V243L224 244V243H222L221 245H220V250H219V252H218V258H220L219 259V261L217 262V263H215V261H214V263L215 264H263L264 263V15L262 14V17L260 16ZM72 19V18H71ZM82 19L80 18V22H83L82 21ZM91 19V18H90ZM91 19V20H92ZM95 19V18H94ZM104 19V18H103ZM127 19H128V17H127ZM140 19H141V17H140ZM145 20H146V17L144 18ZM150 19V18H149ZM147 20V22L148 21H150V20ZM183 19V18H182ZM227 19V18H226ZM28 20V19H27ZM50 20V19H49ZM52 20V19H51ZM87 20V19H86ZM86 20H84L85 22H86ZM91 20H90V22H89V20L87 21L89 24H91ZM138 20V19H137ZM143 20V19H142ZM152 20H154V19H152ZM160 20V19H159ZM179 20V19H178ZM197 20V19H196ZM196 20H194L195 22H196ZM218 20V19H217ZM227 20H230L229 18L227 19ZM239 20V19H238ZM11 21H14L15 23H11ZM38 21V19L36 20V22ZM42 22H43V18H42V20H41ZM45 21V20H44ZM64 21H65V19H64ZM68 21H69V19H68ZM67 21V22H68ZM72 21V20H71ZM78 21V20H77ZM76 20L74 21L75 23L77 22ZM100 21H102V20H100ZM126 21H128V20H126ZM132 21V20H131ZM183 21H184V19H183ZM187 21V20H186ZM186 21H184L183 23L185 24V22ZM194 21L192 20L191 22H193L194 23ZM198 21H199V19H198ZM212 21V20H211ZM219 21V20H218ZM217 21V22H218ZM223 21H224V23H223ZM231 21V20H230ZM46 22H48V21H46ZM59 22V21H58ZM60 22H61V20H60ZM66 22V21H65ZM64 22V23H65ZM66 22V23H67ZM98 22V21H97ZM125 22V21H124ZM123 22V23H124ZM144 22V21H143ZM142 22V23H143ZM146 22V23H147ZM154 22V21H153ZM152 22V23H153ZM32 23H34V22H32ZM39 23V22H38ZM110 23V24H109ZM125 23H127V22H125ZM125 23H124V25H125ZM156 23V22H155ZM171 22H169V24H170ZM189 23V22H188ZM198 23H200V22H198ZM232 23H233V21H232ZM257 23V24H256ZM36 24V23H35ZM48 24V23H47ZM50 24H53V23H50ZM60 24V23H59ZM74 24V23H73ZM81 24V23H80ZM79 24V25H80ZM117 24V25H116ZM128 24V23H127ZM127 24H126V26H127ZM151 24V23H150ZM165 24V23H164ZM164 24H162V25H164ZM184 24H182V25H184ZM210 24H212V22L210 23ZM220 24V23H219ZM218 24V25H219ZM230 24V23H229ZM259 24V25H258ZM40 25V24H39ZM38 25V26H39ZM57 25V24H56ZM55 25V26H56ZM82 25V24H81ZM85 25V24H84ZM92 25H94L93 23L91 24V25H85V26H81V28H78V30L77 31H79L78 33L79 34H81L80 36L81 37H83V35L82 34H84L85 32H88L89 33V31L92 29V30H97V29H93V27H96V25L95 26H92ZM144 25H146L147 26V24H144ZM158 25V24H157ZM159 25H161V24H159ZM167 25V24H166ZM187 25V24H186ZM190 25V24H189ZM192 25V24H191ZM194 25H195V23H194ZM201 25V24H200ZM232 25V24H231ZM254 25V26H255ZM36 26H37V24H36ZM53 26H54V24H53ZM52 26V27H53ZM54 26V27H55ZM59 27H60V25H58ZM65 26V25H64ZM71 26V25H70ZM128 26H130V25H128ZM195 26H197V24L195 25ZM49 27H51V26H49ZM52 27H51V29H52ZM57 27V26H56ZM61 27H63V25H61ZM61 27L59 28V29H61ZM67 27V26H66ZM72 27V26H71ZM74 27V26H73ZM76 27V26H75ZM79 27V26H78ZM92 27V28H91ZM98 27V26H97ZM121 27V26H120ZM154 27V26H153ZM159 27V26H158ZM175 27V26H174ZM178 27V26H177ZM188 27H190V26H188ZM188 27H186V28H188ZM193 26H191L189 29H190V31H191V28H192ZM213 27V26H212ZM235 27V26H234ZM41 28V27H40ZM39 28V29H40ZM58 28V27H57ZM90 28V29H89ZM98 28H100V27H98ZM124 28V27H123ZM128 28V27H127ZM139 28H140V25H139ZM138 27H137V29H139ZM141 28H142V26H141ZM140 28V29H141ZM169 28V27H168ZM183 28H185V27H183ZM186 28L185 29H183V30H186ZM195 27H193V29H194ZM217 28V27H216ZM220 28H217V29H220ZM226 28H227V26H226ZM225 27H223L222 29H226ZM236 28V27H235ZM255 28V27H254ZM254 28H253V30H254ZM48 29V28H47ZM54 29V28H53ZM66 29V28H65ZM70 29V28H69ZM68 29V30H69ZM89 29V30H88ZM146 29V28H145ZM145 29H144V31H145ZM149 29V28H148ZM157 29V28H156ZM175 29H177V28H175ZM197 29V28H196ZM221 29V30H222ZM227 29H229L230 30V27L229 28H227ZM226 29V30H227ZM239 29V28H238ZM50 30V29H49ZM85 30H88V31H85ZM134 30H135V28H134ZM134 30H129V33H132V32H130V31H134ZM174 30V29H173ZM221 30H219V33H221L222 34V32L224 31V30H222V32H220ZM226 30L224 31V33H229V34H231L232 32H233V30H232V32L230 33V31H228V32H226ZM240 30H241V28H240ZM242 30V31H243ZM37 31H39V30H37ZM36 31V32H37ZM48 31V30H47ZM54 31L55 30H52V34H54ZM72 31H74V30H72ZM77 31H75V32H73L72 34H74V33H76ZM85 31V32H84ZM100 31V32H101ZM126 31V30H125ZM143 31V30H142ZM141 31V32H142ZM157 31V30H156ZM163 31V30H162ZM195 31V30H194ZM201 31V30H200ZM34 32V33H33ZM58 32V31H57ZM61 31H59L58 33H60ZM63 32V31H62ZM65 32V31H64ZM97 32V31H96ZM95 32V33H96ZM103 32V33H104ZM119 32V31H118ZM150 32V31H149ZM157 32H159V30L157 31ZM185 31H183V33H184ZM237 32V31H236ZM251 32V31H250ZM254 32V31H253ZM254 32V33H255ZM46 33V31L45 32H43V36H44V38H46L47 36H45L44 34ZM56 33V32H55ZM66 33V32H65ZM98 33V32H97ZM134 33V32H133ZM136 33V32H135ZM134 33V34H135ZM137 33H139V30H138V32ZM143 33V32H142ZM142 33L140 34L139 33V35H138V37H142L141 35H142ZM145 33V32H144ZM143 33V34H144ZM161 33V32H160ZM182 33V32H181ZM187 33H188V31H187ZM240 33V32H239ZM70 34V33H69ZM105 34V33H104ZM122 34V33H121ZM126 34L127 35H130V34H128L127 32H126ZM151 34V33H150ZM176 34V33H175ZM178 34V33H177ZM227 34H225V35H227ZM248 34H249V32H248ZM46 35H50V34H46ZM71 35V34H70ZM89 35V34H88ZM99 35V34H98ZM132 35V34H131ZM130 35V36H131ZM145 35V34H144ZM161 35V34H160ZM174 35V34H173ZM179 35H181V34H179ZM178 35V36H179ZM185 35V34H184ZM183 35V37H187V36H184ZM241 35H242V33H241ZM254 35V34H253ZM39 36V35H38ZM51 36H53V35H51ZM58 36V35H57ZM60 36V35H59ZM58 36V37H59ZM73 36V35H72ZM76 36V35H75ZM79 36V37H80ZM87 36V35H86ZM136 36V35H135ZM145 36H149V35H145ZM145 36L143 37V38H145ZM152 36H154V35H152ZM162 36V35H161ZM168 36V35H167ZM175 36V35H174ZM191 36V35H190ZM192 36H194V34L192 35ZM200 36H202L203 37V35H200ZM232 36H231V38H230V40L232 39ZM56 37V36H55ZM58 37H57V40L59 41V39H58ZM67 37V36H66ZM65 37V38H66ZM68 37H71V36H68ZM74 37V36H73ZM79 37H74V38H69V40H68V43H70L71 44V47H72V49H73V51L74 50H76V48L75 47H77V46H79V43H77V45H76V42H78L79 41ZM90 37V36H89ZM113 37V38H112ZM120 37H122V36H120ZM133 37V36H132ZM150 37V36H149ZM170 37V36H169ZM202 37H201V39H202ZM217 37H219V36H217ZM229 37V36H228ZM228 37H226V38H228ZM248 37H249V35H248ZM44 38H42V39H44ZM62 38V37H61ZM76 38H79L78 40L76 39ZM128 38V37H127ZM147 38V37H146ZM171 38H173V37H171ZM188 38V37H187ZM222 38V37H221ZM220 38V39H221ZM224 38H225V36H224ZM243 39L242 41H240L239 39ZM42 39H41V41H42ZM48 39H51V37H49ZM53 39H54V36H53ZM113 39L115 40V42H116V44H115V42H113ZM139 39V38H138ZM180 39H182V38H180ZM185 39V38H184ZM199 38H197V40H198ZM209 39V38H208ZM210 39H211V37H210ZM219 39V40H220ZM245 39H246V41H248L247 40V38L245 37ZM250 39V38H249ZM45 40H47V38L45 39ZM56 39H55V41H57ZM62 40V39H61ZM65 40V39H64ZM67 40V39H66ZM88 40V39H87ZM86 39H81L80 41H84V42H81V43H86V45L88 44L86 41H87ZM158 41H159V39H157ZM166 40V39H165ZM190 40V39H189ZM222 40L223 39H221V42H222ZM38 41V40H37ZM41 41H38V45L37 46H40V44H39V42H41ZM48 41V40H47ZM51 41V40H50ZM53 42V41H51V42H53V43H51V44H56L57 45V43L56 42ZM138 41V40H137ZM178 41V40H177ZM191 41V40H190ZM189 41V42H190ZM193 41V40H192ZM229 41V40H228ZM228 41H227V43H228ZM252 41V40H251ZM36 42V41H35ZM65 42V41H64ZM67 42V41H66ZM43 43H44V41H43ZM46 43H48L47 44V47H46V49H48V48H53V47H50V45L51 44H49V42H46ZM196 43V42H195ZM194 43V44H195ZM201 43H202V41H201ZM52 45V46H56V45ZM104 44V45H103ZM106 44V45H105ZM168 44V43H167ZM171 44V43H170ZM176 44V43H175ZM175 44H173V45H175ZM203 44H204V42H203ZM249 44V43H248ZM45 45V44H44ZM58 45H61V44H58ZM76 45V46H75ZM85 45V44H84ZM85 45V46H86ZM183 45V44H182ZM188 45V44H187ZM191 45V44H190ZM199 45V44H198ZM230 45V44H229ZM231 45V46H232ZM234 45H233V47L232 48H234ZM251 45V44H250ZM46 46V45H45ZM45 46H42L41 45V47H45ZM75 46V47H74ZM245 46V47H244ZM57 47H60L59 49H61V46H57ZM56 47V48H57ZM64 47V46H63ZM63 47H62V49H63ZM80 47V46H79ZM78 47V48H79ZM82 48L84 47V46H81ZM80 47V49L82 50V48ZM123 48L122 49H124V45L122 46ZM126 47V46H125ZM178 47H180V46H178ZM182 47V46H181ZM188 47H189V45H188ZM192 47V46H191ZM225 47V46H224ZM77 48V50H76V56L79 58V56H81V55H85V53H86V51H85V53H84V50H80L81 52H79L78 49ZM86 48H88V47H85V49ZM226 48V47H225ZM184 49H186V47L184 48ZM227 49H228V46H227ZM238 49V48H237ZM43 50V49H42ZM121 50V49H120ZM126 50V49H125ZM167 50V49H166ZM214 50V49H213ZM226 50V49H225ZM231 50V49H230ZM57 51H58V49H57ZM87 51H89V49H87ZM177 51V50H176ZM186 51V50H185ZM190 51V50H189ZM228 51H229V49H228ZM233 51V50H232ZM90 52V51H89ZM179 52V51H178ZM68 53V52H67ZM81 53V54H80ZM83 53V54H82ZM187 53V52H186ZM199 53H200V51H199ZM204 53V52H203ZM202 53V54H203ZM227 53V52H226ZM236 53V52H235ZM237 53H239L238 51H237ZM241 53V54H242ZM49 55H51L50 53H48ZM87 55H88V52L86 53ZM149 54H150V52H149ZM185 54V53H184ZM205 54V53H204ZM225 54V53H224ZM64 55H66V56H64ZM87 55L85 56V58L87 57ZM91 55V54H90ZM129 55H130V53H129ZM147 55V54H146ZM145 55V56H146ZM151 55V54H150ZM176 55V54H175ZM46 56V57H45ZM92 56V55H91ZM90 56V57H91ZM179 56V55H178ZM231 56H233V55H231ZM42 57H43V59H42ZM74 57V56H73ZM81 57H83V56H81ZM125 57V56H124ZM177 57V56H176ZM188 57V56H187ZM203 57V56H202ZM208 57V56H207ZM242 57H244L243 56V54H242ZM84 58V57H83ZM167 58V57H166ZM197 58H199V57H197ZM232 58V57H231ZM238 58H239V56H238ZM87 59H89V58H87ZM91 59H92V57H91ZM92 59V60H93ZM178 59H179V57H178ZM62 60V59H61ZM70 60V59H69ZM68 60V61H69ZM180 60V59H179ZM182 60H184V59H182ZM232 60V59H231ZM241 60V59H240ZM59 61V60H58ZM81 61V60H80ZM91 61V60H90ZM176 61V60H175ZM181 61V60H180ZM190 61V60H189ZM194 61V60H193ZM229 61V60H228ZM178 62V61H177ZM88 63V62H87ZM107 63V62H106ZM112 63V62H111ZM111 63H109V64H111ZM115 63V62H114ZM182 62H179V66H180V64H181ZM183 63H184V61H183ZM188 63V62H187ZM228 63V62H227ZM242 63V62H241ZM19 64H21V65H23V67L25 66V68L27 69H30V71L31 70H40L41 71V69H42V71H44V67H50V68H52V69H57L58 71H53V75L52 76H46L45 77V75H42L43 77V79H45V78H50L49 79V81L48 82H44V83H42V82H34V80L32 81V80H30V79H26V77H25V70H24V72L21 70V68L18 66ZM56 64V65H55ZM76 64V63H75ZM86 64V63H85ZM91 64V63H90ZM89 64V65H90ZM94 63L92 64V65H95ZM189 64V63H188ZM232 64V63H231ZM236 64V63H235ZM234 64V65H235ZM55 65V66H54ZM103 65V64H102ZM173 65V64H172ZM171 65V66H172ZM186 65V64H185ZM237 65L238 64H236L235 66L237 67ZM55 67V68H53V67ZM96 66V65H95ZM104 66V65H103ZM175 66V65H174ZM173 66V67H174ZM182 66V65H181ZM232 66V65H231ZM84 67V66H83ZM94 67V66H93ZM111 67V66H110ZM44 68V69H43ZM91 68V67H90ZM96 68V67H95ZM181 68V67H180ZM235 68V67H234ZM242 68V67H241ZM74 69V68H73ZM89 69V68H88ZM102 69V68H101ZM174 69V68H173ZM177 68H175V70H176ZM224 69V68H223ZM231 69V68H230ZM47 70V69H46ZM48 70H50V69H48ZM106 70V69H105ZM111 70V69H110ZM232 70V69H231ZM30 71H28V72H30ZM52 71V70H51ZM113 71V70H112ZM124 71V70H123ZM174 71V70H173ZM228 71L230 72V70H229V67H228ZM233 71H234V69H233ZM33 72V71H32ZM90 72V71H89ZM91 72H93V71H91ZM90 72V73H91ZM103 72V71H102ZM101 72V73H102ZM109 72V71H108ZM158 72V71H157ZM175 72V71H174ZM239 72V71H238ZM27 73V72H26ZM41 73V72H40ZM50 73V72H49ZM232 73V72H231ZM231 73H230V75H231ZM6 74V73H5ZM36 74V73H35ZM44 74H46V72H44ZM94 74V73H93ZM100 74V73H99ZM229 74V73H228ZM235 74V73H234ZM33 75V74H32ZM38 75V74H37ZM37 75H36V77H37ZM50 75H51V73H50ZM85 75V74H84ZM155 75V74H154ZM58 76H64V78L62 79L63 81H62V83H65L64 85H60V83H57V81L58 82H60L59 81V78H58ZM23 77V78H22ZM31 77V76H30ZM29 77V78H30ZM94 77V75L92 76V78ZM97 77H98V74H97ZM180 77H182V76H180ZM234 77V78H233ZM8 78V77H7ZM32 78V77H31ZM91 78V79H92ZM94 78H96V74H95V77ZM0 79H1V77H0ZM60 79V80H61ZM77 79V78H76ZM97 79V78H96ZM6 80V79H5ZM37 80H38V78H37ZM89 80V79H88ZM2 81V80H1ZM0 81V82H1ZM8 81V80H7ZM11 81V80H10ZM41 81V80H40ZM77 81V80H76ZM3 82V81H2ZM1 82V83H2ZM9 82V81H8ZM90 82H92V80H90ZM184 82V81H183ZM69 84V86H70V89H69V91L68 92H66L65 90H64V88L66 87V84ZM180 83H181V81H180ZM77 84V83H76ZM6 85V84H5ZM181 85V84H180ZM192 85V84H191ZM4 86V85H3ZM123 86V85H122ZM196 86V85H195ZM181 87V86H180ZM184 87H185V85H184ZM121 89V88H120ZM126 89V88H125ZM84 90V91H83ZM121 90H123V89H121ZM13 91V90H12ZM85 91L87 92L86 93V95L84 96V95H82V97H79V93L80 92H84L85 93ZM125 91V90H124ZM14 92V91H13ZM16 92V91H15ZM118 92V91H117ZM121 92V91H120ZM182 92H184V90H182ZM11 91H10V88L9 89H3V88H1L0 89V96L2 97V103H0V108H3V109H5V110H7L8 109V111L10 110V109H16V106H15V100H13L14 98L11 96L10 97V95H11ZM119 93V92H118ZM189 93V92H188ZM114 94H115V92H114ZM242 94V93H241ZM22 95V94H21ZM20 95V96H21ZM202 95V94H201ZM238 95V94H237ZM243 95V96H244ZM16 96V95H15ZM18 96V95H17ZM29 96H30V94H29ZM100 96V95H99ZM119 96V95H118ZM231 96V95H230ZM103 97H105L104 95H103ZM103 97H101V98H103ZM107 97V99H108V96H106ZM17 98H19V97H17ZM99 98V97H98ZM111 99H113L112 97H110ZM241 98V97H240ZM24 99H25V97H24ZM115 99H117V98H115ZM18 100V99H17ZM21 100H22V98H21ZM34 100V99H33ZM100 100V99H99ZM102 100V99H101ZM103 100H105V99H103ZM106 101V100H105ZM122 101V100H121ZM125 101H127V106H129V104H128V99H126ZM22 102V101H21ZM124 102V101H123ZM199 102V101H198ZM118 103V102H117ZM222 103V102H221ZM119 104V103H118ZM238 104V103H237ZM25 105V104H24ZM132 104H130V106H131ZM215 105V104H214ZM239 105V104H238ZM102 106V105H101ZM105 106V105H104ZM109 106V105H108ZM112 107H113V104L111 105ZM115 106V105H114ZM123 106H125V105H123ZM235 106V105H234ZM119 107V105L118 106H116V109ZM134 106L132 105V108H133ZM151 107V106H150ZM200 107V106H199ZM104 108V107H103ZM131 108V107H130ZM156 108V107H155ZM205 108V107H204ZM233 108V107H232ZM244 108V107H243ZM106 109H107V107H106ZM120 109H121V107H120ZM123 109H125V107L123 108ZM128 109V108H127ZM134 109V108H133ZM158 109V108H157ZM160 109V108H159ZM4 110V111H5ZM26 110H27V108H26ZM29 110V109H28ZM101 110H103V109H101ZM109 111L110 110H113V108L112 109H108ZM219 110H220V107H219ZM231 110V109H230ZM0 142H3V141H5V140H7V139H10V143H9V148H11L12 149V151H14L15 153H17L18 155H21V157H24V158H29L30 160H32V162H34L35 164H37V165H39V166H41V167H46V165L47 166H52V163H54V164H56L57 166H59L57 163H59V160L54 156V155H52L49 151H47V149L45 150L44 148H43V146H40L41 144L40 143H35L34 141V138L35 137H33V138H31L30 139V137L28 136L29 135V133H25L21 128H19V126L17 125V124H15V123H13L12 121H11V119L9 118V112H7V113H4V112H2V110L0 109ZM86 111V110H85ZM95 111H97V110H95ZM98 111H99V109H98ZM122 111V110H121ZM120 111V112H121ZM124 111V110H123ZM128 111V110H127ZM132 111V110H131ZM165 111V110H164ZM210 111V110H209ZM218 111V110H217ZM216 110H215V112H217ZM17 112V111H16ZM15 112V113H16ZM22 112V111H21ZM29 112H31V111H29ZM33 112V111H32ZM32 112H31V115H32ZM100 112V111H99ZM105 112V111H104ZM113 112H114V110H113ZM119 112V111H118ZM125 112H126V110H125ZM129 112V111H128ZM215 112H214V115H216L215 114ZM226 112V111H225ZM11 113V112H10ZM14 113V114H15ZM19 113V112H18ZM26 113V112H25ZM24 113V114H25ZM35 113V112H34ZM77 113H78V111H77ZM116 114H117V112H115ZM123 113V112H122ZM127 113V112H126ZM130 113V112H129ZM218 113V112H217ZM229 113V112H228ZM236 113H237V111H236ZM7 114L9 115V116H7ZM13 114V113H12ZM19 114H22L23 116H24V114L23 113H19ZM94 114H96L97 115V113H94ZM106 114H107V112H106ZM109 114V113H108ZM111 114V113H110ZM251 114V113H250ZM256 114V113H255ZM16 115V114H15ZM124 115V114H123ZM123 115H122V118H123ZM203 115V114H202ZM205 115V114H204ZM213 115V114H212ZM235 115V114H234ZM18 116V115H17ZM21 116V115H20ZM29 116V115H28ZM38 116H40L39 114H38ZM82 116V115H81ZM111 116V115H110ZM125 116V115H124ZM156 116V115H155ZM198 116V115H197ZM217 116V115H216ZM229 116H230V114H229ZM237 115H235V117H236ZM27 117V116H26ZM33 117V116H32ZM36 117V116H35ZM77 117V116H76ZM80 117V116H79ZM78 117V118H79ZM119 117V116H118ZM169 117V116H168ZM167 117V118H168ZM211 117V116H210ZM255 117H256V115H255ZM126 118V117H125ZM174 118V117H173ZM237 118V117H236ZM24 119V118H23ZM33 119V118H32ZM43 119V118H42ZM181 119V118H180ZM202 119V118H201ZM218 119V118H217ZM37 120V119H36ZM46 120V119H45ZM119 120V119H118ZM155 120V119H154ZM164 120V119H163ZM248 120V119H247ZM30 121V120H29ZM110 121V120H109ZM108 121V122H109ZM156 121V120H155ZM188 121V120H187ZM196 121V120H195ZM233 121V120H232ZM241 121V120H240ZM41 122V121H40ZM45 122V121H44ZM47 122H49V120H47ZM93 122V121H92ZM159 122V121H158ZM202 122H204V121H202ZM20 123V122H19ZM82 123V122H81ZM118 123V122H117ZM204 123H206V122H204ZM209 123V122H208ZM214 123V122H213ZM220 123V122H219ZM246 123V122H245ZM39 124H41V126H42V123H39ZM95 124V123H94ZM231 124V123H230ZM231 124V125H232ZM247 124V123H246ZM44 125H45V127L46 126H48V125H46V124H43V127H44ZM147 125V124H146ZM210 125H211V123H210ZM24 126V125H23ZM54 126V125H53ZM56 126V125H55ZM55 126H54V128H55ZM92 126V125H91ZM109 125H107V123H105V122H102V123H100L99 125L97 124V131L100 133V137L103 139V138H107V139H111V135H112V133H111V131L109 130V127H108ZM145 126V125H144ZM143 126V127H144ZM149 126V125H148ZM176 126V125H175ZM174 126V127H175ZM194 126V125H193ZM196 126V125H195ZM209 126V125H208ZM212 126V125H211ZM210 126V127H211ZM246 126V125H245ZM43 127H42V129H43ZM61 127V128H62ZM96 127H95V129H96ZM154 127V126H153ZM191 127V126H190ZM197 127V126H196ZM201 127V126H200ZM213 127H214V125H213ZM213 127H212V129H213ZM24 128V127H23ZM112 128V127H111ZM171 128V127H170ZM247 128V127H246ZM41 129V128H40ZM45 129V128H44ZM48 129V128H47ZM148 129H150V128H148ZM192 129V128H191ZM211 129V128H210ZM24 130H26V129H24ZM46 130V129H45ZM140 130V129H139ZM185 130V129H184ZM195 130V129H194ZM197 130V129H196ZM195 130V131H196ZM202 130V129H201ZM57 131V130H56ZM67 131V132H66ZM114 131V130H113ZM167 131H168V129H167ZM176 131V130H175ZM188 131V130H187ZM214 131V130H213ZM212 131V132H213ZM219 131H218V133H219ZM246 131H248V129H246ZM43 132V131H42ZM47 132H48V130H47ZM139 132V131H138ZM160 132V131H159ZM172 132V131H171ZM197 132V131H196ZM204 132V131H203ZM207 132V131H206ZM242 132V131H241ZM240 132V133H241ZM48 133H50V132H48ZM52 133H54V132H52ZM184 133H187V132H184ZM188 133H190V132H188ZM238 133V132H237ZM178 134H179V132H178ZM192 134V133H191ZM190 134V135H191ZM199 134V133H198ZM203 134V133H202ZM201 134V136H203ZM212 134H214V132L212 133ZM53 135H55V134H53ZM169 135V134H168ZM189 135V134H188ZM194 135V134H193ZM192 135V136H193ZM211 135V134H210ZM215 135H217V133H215ZM224 135V134H223ZM226 135H224L225 137H226ZM239 135V134H238ZM31 136V135H30ZM61 136V135H60ZM171 136V135H170ZM177 136V135H176ZM183 136H185V135H183ZM187 136V135H186ZM200 136V135H199ZM205 136H206V134H205ZM205 136L204 137H202L201 139L202 140H204L205 139ZM208 136V135H207ZM214 136V135H213ZM237 136V135H236ZM55 137V136H54ZM178 137V136H177ZM211 137L212 136H210L209 138H210V141H212L211 140ZM217 137V136H216ZM216 137H215V139L213 138V140H215L216 141ZM52 138V137H51ZM158 138V137H157ZM167 138H169V137H167ZM174 138V137H173ZM179 138H181V137H179ZM229 138H231V136H229ZM241 139V137H240V135L239 136H237V139ZM34 141H33V140ZM37 139H39V137L37 138ZM130 139V138H129ZM159 139V138H158ZM165 139V138H164ZM164 139H163V141H164ZM188 139V138H187ZM195 139V138H194ZM198 139H199V137H198ZM41 140V139H40ZM174 140H176L175 138H174ZM178 140V139H177ZM176 140V141H177ZM202 140H198V141H200V143L202 142ZM229 140V142H227ZM67 141H69V140H67ZM92 141H94V142H92ZM106 141H108V140H106ZM149 141V140H148ZM189 141V140H188ZM206 141V140H205ZM209 141V142H210ZM38 142H41V141H38ZM92 142V143H91ZM139 142V141H138ZM156 142V141H155ZM154 142V143H155ZM160 142V141H159ZM162 142V141H161ZM171 142H172V140H171ZM190 142V141H189ZM204 142V141H203ZM208 142V141H207ZM206 142V143H207ZM213 142V141H212ZM211 142V143H212ZM219 142V143H220ZM233 142V141H232ZM233 142V143H234ZM81 143V142H80ZM85 143V142H84ZM83 143V144H84ZM101 143V142H100ZM113 143V142H112ZM153 143V144H154ZM166 144H167V142H165ZM169 143H170V141H169ZM187 143V142H186ZM146 144V143H145ZM181 144V143H180ZM213 144H214V142H213ZM216 144V143H215ZM44 145V144H43ZM47 145V144H46ZM171 145V144H170ZM177 145V144H176ZM179 145V144H178ZM184 145V144H183ZM186 145V144H185ZM193 145V144H192ZM202 145V144H201ZM201 145H199V147H200V149H199V147H198V150L197 151H194L196 154H197V152H199V150H201ZM203 145H207V144H203ZM221 145H217V146H221ZM234 145V144H233ZM81 146V145H80ZM92 146H94V147H92ZM105 146V145H104ZM173 146H175V144L173 145ZM182 146V145H181ZM191 146V145H190ZM195 146V145H194ZM108 147V146H107ZM170 147V146H169ZM184 147V146H183ZM193 147V146H192ZM207 147V146H206ZM205 147V148H206ZM210 147V146H209ZM214 147V146H213ZM216 147V146H215ZM85 148V147H84ZM165 148V147H164ZM229 148V149H228ZM52 149V148H51ZM80 149V148H79ZM147 149V148H146ZM166 149V148H165ZM175 149V148H174ZM188 149H189V147H188ZM210 149V148H209ZM232 149V150H233ZM83 150V149H82ZM106 150H107V148H106ZM113 150V149H112ZM117 150V149H116ZM153 150V149H152ZM160 150V149H159ZM162 150V149H161ZM178 150V149H177ZM191 150V149H190ZM194 150V149H193ZM202 150H204V148L202 149ZM201 150V151H202ZM206 150V149H205ZM216 150V149H215ZM52 151V150H51ZM93 151H90V152H92L93 153ZM171 151V150H170ZM174 151V150H173ZM176 151V150H175ZM185 153V151H183V150H180V154H182L183 155V153ZM214 151V150H213ZM79 152V151H78ZM89 152V154L88 155H90V154H92V153H90ZM108 152L110 153V151L108 150ZM154 153H155V151H153ZM152 152V153H153ZM163 152V151H162ZM167 152V151H166ZM165 152V153H166ZM172 152V151H171ZM171 152H170V154H171ZM178 152V151H177ZM187 152V151H186ZM203 152H205V151H203ZM218 153V150L217 151H214V153ZM53 153L55 154V152L53 151ZM88 153V152H87ZM100 153V152H99ZM117 153H119V152H117ZM116 153V154H117ZM152 153H150L151 155H152ZM160 153H161V151H160ZM178 153V154H179ZM188 153H189V151H188ZM187 153V154H188ZM190 153H192V152H190ZM206 153H207V151H206ZM211 153H212V151H211ZM214 153H213V155H214ZM237 153V154H236ZM94 154V153H93ZM107 154V153H106ZM140 154V153H139ZM149 154V153H148ZM156 154V153H155ZM175 154H177V153H175ZM187 154H185L184 156H186ZM195 154V155H196ZM202 154V153H201ZM201 154H198V155H196V156H201ZM114 155V154H113ZM167 155H169V154H166L165 156H167ZM172 155V154H171ZM171 155L169 156V157H171ZM173 155H174V153H173ZM192 155H193V153H192ZM203 155V154H202ZM95 156V155H94ZM100 156V155H99ZM110 156V155H109ZM115 156V155H114ZM148 156V155H147ZM164 155L162 156V157H165ZM178 156V155H177ZM188 156H189V154H188ZM191 156V155H190ZM218 156V157H219ZM229 156V158H227ZM143 157V156H142ZM141 157V158H142ZM168 157V158H169ZM182 157V156H181ZM203 157V156H202ZM204 157H206V155H204ZM209 157H210V155H209ZM215 157V156H214ZM213 156H212V158H214ZM238 157V156H237ZM94 158V157H93ZM95 158H98L99 159V157L97 156V157H95ZM149 158V157H148ZM152 158V157H151ZM173 158V157H172ZM188 159H189V157H187ZM187 158H185V159H187ZM191 158L192 159H194L193 158V156H191ZM190 158V159H191ZM196 158V157H195ZM198 158V157H197ZM212 158H210V159H212ZM109 159V158H108ZM107 159V160H108ZM114 159V158H113ZM154 159L158 162H161L162 163V160L164 159V158H161V154L159 155H156V156H154ZM178 159H180V158H178ZM182 159V158H181ZM198 159H202V158H198ZM204 159V158H203ZM215 159L216 158H214V161H215ZM226 159H228V160H226ZM111 160V159H110ZM149 161V160H148ZM150 161H151V159H150ZM154 161V160H153ZM168 161H170V160H168ZM173 161V160H172ZM186 160H184V163H186L185 162ZM193 160H191V162H192ZM198 162V160L197 159H195L193 162ZM203 161V160H202ZM213 160H212V162H214ZM216 161V162H217ZM128 162V161H127ZM126 162V163H127ZM133 162V161H132ZM143 162V161H142ZM155 162V161H154ZM177 162V161H176ZM188 163L187 164H190L189 163V161H187ZM207 162V161H206ZM209 162H211V160L209 161ZM238 162V161H237ZM114 163V162H113ZM121 163V162H120ZM119 163V164H120ZM235 163V164H234ZM123 164V163H122ZM121 164V165H122ZM129 164V163H128ZM138 164V163H137ZM146 164V163H145ZM144 164V165H145ZM167 164V163H166ZM173 164V163H172ZM206 164V163H205ZM211 164V163H210ZM81 165V164H80ZM105 165V164H104ZM111 165V164H110ZM118 165V164H117ZM124 165V164H123ZM122 165V166H123ZM182 165V164H181ZM195 165H196V163H195ZM77 166V165H76ZM121 166V167H122ZM126 166H127V164H126ZM125 166V167H126ZM141 166V168H142V165H140ZM166 166V165H165ZM174 166H175V164L172 166V169L173 170H175L174 169ZM194 166V165H193ZM199 166V165H198ZM89 167V166H88ZM119 167V166H118ZM131 167H133V164H132V166ZM134 167H136L137 168V166H136V164H135V166ZM168 167V166H167ZM145 168V167H144ZM148 168V167H147ZM201 168H204L205 169V166L203 165V167H202V164H201V166H200V170H201ZM84 169V168H83ZM90 169V168H89ZM88 169V170H89ZM183 169H184V171H183ZM194 169V168H193ZM157 170V169H156ZM199 170V171H200ZM142 171V170H141ZM149 171V170H148ZM194 171H195V169H194ZM202 171V170H201ZM81 172H82V174H83V171L81 170ZM94 172V171H93ZM105 172V171H104ZM109 172V171H108ZM150 172V171H149ZM89 173H91V172H89ZM95 173V172H94ZM122 173V172H121ZM121 173H119V176L121 175ZM156 173V172H155ZM161 173V172H160ZM87 174V173H86ZM85 173H84V175H86ZM113 174V173H112ZM93 175V174H92ZM96 174H94V176H95ZM114 176L116 175H118V174H113ZM87 177H85L84 179H82V180H79V181H73L72 180V184L71 185H73L74 187H85V186H88V185H86V184H89L90 183V185H92L91 184V178H92V176H91V174L90 175H86ZM102 176H106L105 174L103 175L102 174ZM112 176V175H111ZM111 176H107V177H111ZM125 176V175H124ZM153 176V175H152ZM72 177V179L75 177V176H71ZM70 176H69V178H71ZM96 177H98L97 178V181L99 180V177H101L100 175H98V176H96ZM102 178V180L103 179H108L107 177H105V178ZM68 178V179H69ZM79 177H77V179H78ZM117 178V177H116ZM120 178V177H119ZM119 178H118V180H119ZM151 179L153 178V177H150ZM80 179V178H79ZM94 180L96 179L95 177L93 178ZM92 179V180H93ZM155 179V178H154ZM166 179V178H165ZM101 180V181H102ZM109 180V179H108ZM161 180V179H160ZM66 181H67V179H66ZM71 180H69V182H70ZM96 181V182H97ZM107 181V180H106ZM105 181V182H106ZM95 181H94V183L95 184H97ZM103 182V181H102ZM152 182V181H151ZM165 182V181H164ZM93 183V182H92ZM99 183H101L100 182V180H99V182H98V184ZM109 183V182H108ZM111 183H113V182H111ZM133 183V182H132ZM138 183V182H137ZM137 183L135 182V184L137 185ZM154 183V182H153ZM97 184V185H98ZM134 184V183H133ZM134 184V185H135ZM138 184H140V183H138ZM169 184V183H168ZM14 185L17 187V190L19 191L18 193H19V200H18V202H16L13 206H14V208L11 210V211H9V212H7V210L5 209V207L4 206H2L1 204H0V229L2 230V232H3V238H4V242L5 243H7L8 244V246H11L20 256H21V258L22 259H24V262L25 261H27V262H30V264H94L95 262H96V256H97V259L99 258V256H100V261H97L98 262V264H125L124 262L126 261V263H129L128 261H131L130 259H136L135 258V255H134V253H133V251H135V250H133V249H135L134 248V246H136V250L138 249L137 248V246H138V244H140V242H139V240L137 241V239H135V237L137 236V234H136V236H134V240H135V242L133 241V238H130V236H131V234H133L134 232H132L131 233V231H134L132 228V230L130 231V227H129V225H128V227L129 228H127L126 229V223L124 222V221H119V219L117 218V219H115L116 218V215L115 214H119V213H117L116 211V213L114 214L112 211H113V207L111 208V206H110V202H112V201H110V199H112V198H107V200L109 199V203H107V201L105 200L106 198H102V199H100L98 196V198H94V199H96V201L95 202H97L98 200L102 203V206H103V210L105 211V213L102 211V210H99V209H97L96 207H98V206H100L99 204H94V203H90V204H88V205H90L89 207H88V205H87V208L86 209H81V208H74V207H68V208H66L65 209V212H64V219H65V221L67 222V223H70L69 225L73 228H76V229H74L75 230V232L78 234V237H80L81 239H82V241L83 242H85V244L87 245V247H88V249H90L91 250V253H92V255H93V260H91L90 262H86L84 259H82V257L80 256V254L74 249V248H72L71 246H69V244L66 246H64L62 249L59 247H57V245H56V243H54V234H51V236L49 237H47L45 234H42V233H40L37 229H35V226H40L41 227V229H42V231L46 228V226H48V224L46 223L45 224V222L46 221H48V214H49V212H48V210H47V207H48V205H47V207H46V205H45V203L47 202H45L44 203V198L42 197V195L39 193V191L34 187V186H31V185H29V184H25V183H22V181H20V182H18V183H16V182H14ZM104 185V184H103ZM135 185V186H136ZM4 187H5V185H3ZM3 186H2V184H0V193H1V188H3ZM95 185H93L92 187H94ZM99 187H101L100 185H98ZM105 186V185H104ZM112 186V185H111ZM114 186V185H113ZM134 186V187H135ZM182 186V185H181ZM109 187H110V185H109ZM160 187V186H159ZM95 188H96V186H95ZM106 188H108L107 186H106ZM114 188H115V186H114ZM179 188H180V186H179ZM94 189V188H93ZM98 189V188H97ZM103 189H104V187H103ZM133 189V188H132ZM136 189V188H135ZM99 190V189H98ZM115 190V189H114ZM134 190V189H133ZM3 191H4V189H3ZM183 191H184V188H183ZM188 191V190H187ZM186 191V193H189V191L187 192ZM105 192H107V190L105 191ZM110 192H113V191H110ZM182 192V191H181ZM192 193V192H191ZM222 193V194H221ZM110 194V193H109ZM114 194H116V193H114ZM113 194V195H114ZM112 195V193H111V196H113ZM118 195V194H117ZM120 195H123V194H121L120 193ZM214 195H218V197H215L214 198V200H213V198L212 197H214ZM115 196V195H114ZM119 196V195H118ZM124 196V195H123ZM129 196V195H128ZM224 196V195H223ZM226 196H224V198H227ZM1 198V197H0ZM90 198V196H88V199ZM121 198H123L122 196L119 198V200H121ZM129 198V197H128ZM200 198V199H201ZM116 199V201H114V203H117V198H114V200ZM123 200V199H122ZM121 200V202H123V201H125V198H124V200L122 201ZM210 200H213V201H209ZM224 200V199H223ZM226 200V199H225ZM12 201H14V200H12ZM98 201V202H99ZM97 202V203H98ZM171 202H172V200H171ZM224 202V201H223ZM227 203L225 204V205H227ZM92 204V205H91ZM118 204H121V203H117V205ZM123 204V203H122ZM128 204H130V203H128ZM174 204V203H173ZM21 205V206H20ZM69 205H71V204H69ZM115 205V204H114ZM117 205L115 206L116 207V209L115 210H117L118 208H117ZM131 205V204H130ZM209 205V204H208ZM215 205V204H214ZM221 205V204H220ZM73 206V205H72ZM123 206V205H122ZM215 206H217V205H215ZM219 206V205H218ZM217 206V207H218ZM130 207V206H129ZM169 207V206H168ZM7 208V207H6ZM99 208H102L101 206L99 207ZM123 208V207H122ZM219 208V207H218ZM222 208H224V210L225 211H227L225 208H227V207H222ZM120 209V208H119ZM216 209V208H215ZM221 209V208H220ZM118 211V210H117ZM121 212H125V211H123V210H120ZM180 211V210H179ZM219 211V210H218ZM217 211V212H218ZM231 211V212H230ZM102 212V213H101ZM177 212V211H176ZM230 212V213H229ZM166 213V212H165ZM226 213V212H225ZM122 215H123V213H122ZM167 215V214H166ZM225 215L226 214H224V216L223 217H225ZM120 216V215H119ZM118 216V217H119ZM125 217H127L126 216V214L124 215ZM150 216V215H149ZM226 216H228V215H226ZM229 217L227 218V219H229ZM120 219H121V217H119ZM45 219H47L46 221H45ZM126 219V218H125ZM191 219V218H190ZM219 219H221V217L219 218ZM232 219V218H231ZM231 219H229V220H231ZM233 219V220H234ZM123 220V219H122ZM225 220V219H224ZM178 221V220H177ZM222 221H223V218H222ZM221 221V222H222ZM198 222H200V221H198ZM231 222V221H230ZM175 223V222H174ZM182 223V222H181ZM232 223V222H231ZM168 224V223H167ZM170 224V223H169ZM200 225V224H199ZM224 225V224H223ZM229 225H230V223H229ZM228 225V226H229ZM146 226V225H145ZM169 226V225H168ZM227 226V225H226ZM228 226H227V228H228ZM123 227H125V232L123 231ZM140 227V226H139ZM144 227V226H143ZM231 227V226H230ZM229 227V228H230ZM173 228H174V225H173ZM41 229H40V231H41ZM151 229V228H150ZM150 229H149V231H150ZM164 229H166V227H164ZM168 229V228H167ZM166 229V230H167ZM206 229V228H205ZM142 230H145V229H143L142 228ZM152 230V229H151ZM230 230V229H229ZM45 231V230H44ZM43 231V232H44ZM146 231H148V230H146ZM146 231H145V233H146ZM155 230H153V232H154ZM157 231V230H156ZM73 232V231H72ZM124 232V233H123ZM159 232H161V231H159ZM167 232V231H166ZM45 233V232H44ZM50 234V233H49ZM76 234V235H77ZM151 234V233H150ZM152 234H155V233H152ZM156 234H157V232H156ZM156 234H155V236H156ZM48 235V234H47ZM133 235H135V234H133ZM133 235H132V237H133ZM146 235H147V233H146ZM154 236V235H153ZM203 237V236H202ZM140 237H138V239H139ZM161 238V237H160ZM195 239V238H194ZM197 239V238H196ZM205 239V238H204ZM204 239H202L203 241H204ZM153 240V239H152ZM199 240H201V239H199ZM200 241V242H202L203 243V241ZM211 239H209V242H211L210 241ZM159 241V240H158ZM206 241V240H205ZM208 241V240H207ZM56 242V241H55ZM137 242H139V243H137ZM193 242V241H192ZM199 242V244L201 245V243ZM216 242H217V240H216ZM225 242V241H224ZM133 243H137L136 245H134L133 246ZM156 243V242H155ZM154 243V244H155ZM197 243V242H196ZM196 243H192L193 245L192 246H194ZM142 244H144V243H142ZM146 244V243H145ZM183 244V243H182ZM182 244L180 245V246H182ZM204 244V243H203ZM210 244V243H209ZM209 244H207L206 243V246L207 245H209ZM215 244V243H214ZM2 245V244H1ZM141 245V244H140ZM140 245H139V248H140ZM163 245H165L164 243H160L159 242V244L157 245L159 248H163ZM205 245V244H204ZM212 246V249H213V251L215 250L214 248L216 247L215 245V247L213 248V244H211ZM184 246V245H183ZM188 246V245H187ZM197 246V245H196ZM210 246V245H209ZM208 246V247H209ZM141 247H144L143 245L141 246ZM186 247V246H185ZM198 247V246H197ZM203 247V246H202ZM208 247H207V249H208ZM218 247V246H217ZM201 248V247H200ZM145 249V248H144ZM154 249V248H153ZM195 248H193V250H194ZM203 249V248H202ZM6 250V249H5ZM133 250V251H132ZM140 250V249H139ZM139 250H138V252H139ZM196 250H199V249H197L196 248ZM206 250V249H205ZM209 251H210V247H209V249H208ZM216 250H217V248H216ZM141 251V250H140ZM144 251V250H143ZM150 251H151V249H150ZM153 251V250H152ZM203 251V250H202ZM209 251L207 252H205V253H209ZM145 252V251H144ZM147 252V251H146ZM149 252V251H148ZM197 252V251H196ZM196 252H194L195 254V256H196ZM135 253H137V251H135ZM141 252H139V254H140ZM163 253V252H162ZM193 253V252H192ZM191 253V256H189V255H186V256H182L181 258H176V259H178L177 261H176V263L175 264H207V263H205V262H207V261H205L206 260V256H208L207 254L205 255L204 254V252H203V254L202 255H205V257L204 256H202V255H199V256H202V257H204V258H201V259H197V257H199L198 255H197V257L195 258V256H192L193 254ZM215 253V252H214ZM5 254V253H4ZM145 254L146 253H144V255H143V258H144V256H145ZM197 254H198V252H197ZM199 254H200V251H199ZM212 254H213V252H212ZM211 254V255H212ZM138 255V254H137ZM157 255V254H156ZM168 255V254H167ZM171 255V254H170ZM140 256V255H139ZM147 256H148V254H147ZM147 256H145V257H147ZM149 256H150V253H149ZM148 256V257H149ZM213 256H214V254H213ZM5 257V256H4ZM151 258H152V255L150 256ZM149 257V258H150ZM11 258V257H10ZM156 258V257H155ZM166 258H167V256H166ZM4 259V258H3ZM140 259V258H139ZM142 259V258H141ZM140 259V260H141ZM145 259V258H144ZM148 259V258H147ZM146 259V260H147ZM163 259V258H162ZM169 260H170V258H168ZM175 258L173 257V260H174ZM175 259V260H176ZM213 259V258H212ZM139 260V261H140ZM157 260H160V259H158L157 258ZM165 260V259H164ZM172 260V259H171ZM174 260V261H175ZM14 261V260H13ZM134 261V260H133ZM204 261V262H203ZM144 262V261H143ZM138 263V264H147V263ZM171 262V261H170ZM2 263H4L3 262V260L0 258V264H2ZM135 263V262H134ZM26 264V263H25ZM209 264V263H208ZM212 264V263H211Z\"/></svg>",
	"mask_w": 264,
	"mask_h": 264
},
{
	"label": "water",
	"instance_id": "obj_3",
	"mask_svg": "<svg viewBox=\"0 0 264 264\" xmlns=\"http://www.w3.org/2000/svg\"><path fill=\"white\" fill-rule=\"evenodd\" d=\"M218 3H224L230 7L248 10V11H263L264 0H212ZM264 264V263H263Z\"/></svg>",
	"mask_w": 264,
	"mask_h": 264
}]
</instances>
